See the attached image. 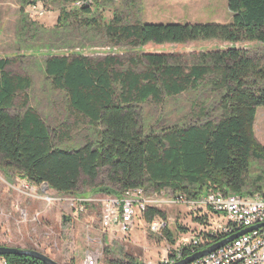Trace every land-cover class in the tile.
Instances as JSON below:
<instances>
[{
    "label": "trees",
    "instance_id": "trees-1",
    "mask_svg": "<svg viewBox=\"0 0 264 264\" xmlns=\"http://www.w3.org/2000/svg\"><path fill=\"white\" fill-rule=\"evenodd\" d=\"M227 8L231 21L226 24H126L113 15L104 25L109 44H124L132 50L149 44L198 41L232 45L201 54L198 64L188 69L165 54H143L132 67L109 56L99 60L83 56L47 58L44 74L52 86L65 94L73 112L97 129L94 139L75 150L53 144L46 123L29 106L26 91L31 87L30 78L10 72L11 61L0 59V171L32 186L47 184L49 190L62 195L75 191L81 175L93 181L102 169H108L107 178L114 190H104L115 197L142 188L154 192L169 189L173 194L197 199L223 189L224 196L254 194L264 199V146L257 142L253 130L257 109L264 108V0H227ZM90 12L87 5L73 12L64 10L59 21L68 22ZM87 18L78 24H96ZM251 43L262 50L254 54L235 46ZM199 87L211 89L217 98L211 116L203 111L192 124L141 133L138 111L142 105L160 104L164 96L176 97ZM56 137L64 139L66 135L58 133ZM252 160L261 164V170L249 184L251 191L246 192ZM189 212L191 237H201L199 250L211 241L208 230L214 226V217L209 212ZM142 217L148 223L157 217L166 218L154 208ZM161 235L175 244L169 229ZM188 250L186 247L182 254L187 255ZM4 259L7 264H43L22 256ZM104 262L142 264L129 255L117 259L109 250L104 251Z\"/></svg>",
    "mask_w": 264,
    "mask_h": 264
},
{
    "label": "rangeland",
    "instance_id": "rangeland-1",
    "mask_svg": "<svg viewBox=\"0 0 264 264\" xmlns=\"http://www.w3.org/2000/svg\"><path fill=\"white\" fill-rule=\"evenodd\" d=\"M84 2L91 9L89 15L80 13L78 18L60 22L61 13L77 10L79 7L75 4L78 2L0 0V59L11 61L10 72L30 78L31 87L26 91L29 106L46 123L52 142L58 148L75 150L87 140L94 139L97 129L73 112L65 94L52 86L44 74L43 63L47 58L83 56L99 60L109 56L120 60L125 67H132L143 54H165L175 57L188 69L198 64L201 54L232 46L218 41H198L182 45L149 44L132 50L124 44H109L103 33L104 25L112 20L113 15L126 24H226L231 21L227 0ZM87 17L96 24L90 27L78 24ZM235 46L254 54L262 50L256 43ZM216 106L217 98L211 89L203 87L176 97L164 96L160 104L147 102L140 107L139 129L147 135L167 127L192 124L203 115V111L206 116H211ZM255 132L264 140V110L258 115ZM58 133L66 137L60 139L56 137ZM259 170L261 164L252 160L244 191H251L249 184ZM108 172V169H102L93 181L81 175L75 191L62 195L43 184L32 186L12 174L8 178L0 171V246L37 251L58 264H82L87 255L97 259L98 264H105V250L120 260L129 255L142 264H163L176 248L187 243L186 238L191 237L193 222L190 212L184 205H161L158 208L168 218L174 245L164 240L161 234L151 233L148 222L139 213L135 214L124 241L114 226L105 227L101 221L104 201L114 196L104 190H114L108 181ZM145 192L147 197L172 193L169 189L160 192L148 189ZM181 229H187V232L182 233Z\"/></svg>",
    "mask_w": 264,
    "mask_h": 264
},
{
    "label": "built area",
    "instance_id": "built-area-1",
    "mask_svg": "<svg viewBox=\"0 0 264 264\" xmlns=\"http://www.w3.org/2000/svg\"><path fill=\"white\" fill-rule=\"evenodd\" d=\"M87 5L81 3L78 7ZM164 205H184L189 211L213 214L214 226L209 227L208 244L199 250L201 237L186 238L187 243L175 249L170 259L163 264H174L191 255L208 249L212 245L243 230L257 227L224 246L208 253L206 256L189 264H264V199L253 195L251 201H238L224 196L223 189H217L197 199H188L184 195L171 193L162 197L152 195L147 197L142 188H135L124 192L120 197H111L103 203L102 224L105 227L114 226L118 234L125 240L136 213L143 214L148 209H158ZM168 218L157 217L148 223V229L153 234L160 235L168 229ZM199 231L198 226H194ZM188 248L187 255L182 250ZM197 249V250H196ZM0 264H7L4 257H0ZM82 264H98L97 259L87 255Z\"/></svg>",
    "mask_w": 264,
    "mask_h": 264
},
{
    "label": "water",
    "instance_id": "water-1",
    "mask_svg": "<svg viewBox=\"0 0 264 264\" xmlns=\"http://www.w3.org/2000/svg\"><path fill=\"white\" fill-rule=\"evenodd\" d=\"M45 186V188L48 189V185L47 184H43ZM260 226H264L263 225H260ZM257 227H253V228H249V229H246V230H243L239 233H236L214 245H212L211 247H209L208 249H204L202 251H199L193 255H191L190 257H187L177 263H174V264H189L193 261H196L204 256H206L208 253L224 246L225 244L233 241L234 239H236L237 237L247 233V232H250L251 230L253 229H256ZM0 256L1 257H4V256H22V257H27V258H30V259H34L36 261H39L43 264H58L56 263L55 261H53L52 259H50L49 257H47L46 255L42 254V253H39L37 251H33V250H22V249H19V248H14V247H6V246H0Z\"/></svg>",
    "mask_w": 264,
    "mask_h": 264
},
{
    "label": "crops",
    "instance_id": "crops-1",
    "mask_svg": "<svg viewBox=\"0 0 264 264\" xmlns=\"http://www.w3.org/2000/svg\"><path fill=\"white\" fill-rule=\"evenodd\" d=\"M262 110H264V109H262V108L257 109L253 130H254V136H255L257 142H258L259 144H261V145L264 146V140H263L261 137L257 136V135H256V132H255V124H256V122H257L258 115H259V113H260ZM115 228H116V227H115ZM116 231H117V229H116ZM120 235H121V234H120ZM121 236H122V235H121ZM183 239H184V238H183ZM122 240H123V238H122ZM6 247H10V246H6ZM0 257H1V256H0Z\"/></svg>",
    "mask_w": 264,
    "mask_h": 264
},
{
    "label": "bare ground",
    "instance_id": "bare-ground-1",
    "mask_svg": "<svg viewBox=\"0 0 264 264\" xmlns=\"http://www.w3.org/2000/svg\"><path fill=\"white\" fill-rule=\"evenodd\" d=\"M80 4L81 2H78V4H75V5H80ZM227 197L228 199H237L238 201H251L252 200V197H240V196H235V195H229Z\"/></svg>",
    "mask_w": 264,
    "mask_h": 264
}]
</instances>
